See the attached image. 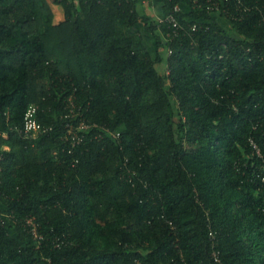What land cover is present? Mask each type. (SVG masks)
<instances>
[{
    "label": "trees",
    "instance_id": "trees-1",
    "mask_svg": "<svg viewBox=\"0 0 264 264\" xmlns=\"http://www.w3.org/2000/svg\"><path fill=\"white\" fill-rule=\"evenodd\" d=\"M214 1L0 0V264H219L209 224L224 264H264V0ZM70 94L119 137L70 150Z\"/></svg>",
    "mask_w": 264,
    "mask_h": 264
},
{
    "label": "built area",
    "instance_id": "built-area-1",
    "mask_svg": "<svg viewBox=\"0 0 264 264\" xmlns=\"http://www.w3.org/2000/svg\"><path fill=\"white\" fill-rule=\"evenodd\" d=\"M193 4L198 7H205L206 9L211 10L215 7L218 3L214 0H204L202 3L199 0H192ZM173 10L180 11L181 4H175L173 6ZM264 20V13L262 16ZM159 22H166L170 28V33L172 35L177 34L181 29L182 25L179 23L178 17L175 16L174 13L160 16ZM198 25L193 23L191 25L192 29H196ZM168 72V71H167ZM66 111L62 114V117L65 119L63 124V134L64 138L69 142L70 150L73 148H77L82 146L86 138L88 137V133L91 131L99 130L104 132H109L114 138L119 137V132L110 131L107 126L100 124L96 121H93L85 115V111L82 109L81 106L76 105L74 94H70L68 97V102L66 104ZM39 106L38 104H30L25 112L23 126L21 129H18V132L23 136V138H34L40 131L43 130V126L39 122L37 118ZM49 127L48 129H50ZM3 136H6V133H2ZM97 135V134H96ZM8 149L7 145L2 146V150ZM3 159V154L0 150V161ZM77 159H74V163L77 162ZM128 158H125L124 164H127ZM130 180V178H128ZM28 226H30V232L34 239L38 240L39 242L43 239V234L38 229L39 223L34 220L32 216L28 217L26 220ZM209 237L212 241V252L211 255L215 261L219 264H224L219 256V250L216 247V234L214 231L211 230V226L209 224Z\"/></svg>",
    "mask_w": 264,
    "mask_h": 264
},
{
    "label": "rangeland",
    "instance_id": "rangeland-1",
    "mask_svg": "<svg viewBox=\"0 0 264 264\" xmlns=\"http://www.w3.org/2000/svg\"><path fill=\"white\" fill-rule=\"evenodd\" d=\"M138 7H139V9H142V8H143V6L140 5V4L138 5ZM144 8L146 9L147 12H150V13L152 14V16L154 17L155 20H157L156 18L160 15L158 11H155V9H154V10L151 9L149 5H146ZM53 9H54L55 11H58V9L55 7V5L53 6ZM157 15H158V16H157ZM156 16H157V17H156ZM220 22L225 23V22L223 21V19H220ZM139 25H140V27L142 28V25H141V24H139ZM139 25H137V26H139ZM145 36H146L147 46H148V48L150 49L151 53L154 54V51H155V49H154V48H155V47H154V39H153L150 35H145ZM160 50H161V49H160ZM162 53H163L162 56H165L166 53H165V52H162ZM158 68H159L160 71H163V72H167V71H168V66L165 64L164 61L161 62V63L158 65Z\"/></svg>",
    "mask_w": 264,
    "mask_h": 264
},
{
    "label": "crops",
    "instance_id": "crops-1",
    "mask_svg": "<svg viewBox=\"0 0 264 264\" xmlns=\"http://www.w3.org/2000/svg\"><path fill=\"white\" fill-rule=\"evenodd\" d=\"M142 1H143L142 3H144V4H145V6H146V5H147V0H142ZM55 7H56L57 9H59V7H58V6H56V5H55ZM151 9H153V10H154V8H152V7H151ZM155 11H156V10H155Z\"/></svg>",
    "mask_w": 264,
    "mask_h": 264
}]
</instances>
